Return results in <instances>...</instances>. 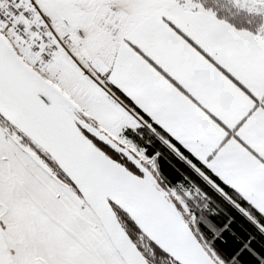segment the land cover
<instances>
[{"label": "snow or ice", "instance_id": "obj_1", "mask_svg": "<svg viewBox=\"0 0 264 264\" xmlns=\"http://www.w3.org/2000/svg\"><path fill=\"white\" fill-rule=\"evenodd\" d=\"M0 264H264V0H0Z\"/></svg>", "mask_w": 264, "mask_h": 264}]
</instances>
